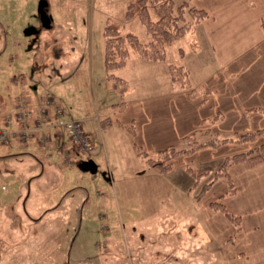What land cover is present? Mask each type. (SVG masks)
I'll use <instances>...</instances> for the list:
<instances>
[{"label": "rangeland", "instance_id": "rangeland-1", "mask_svg": "<svg viewBox=\"0 0 264 264\" xmlns=\"http://www.w3.org/2000/svg\"><path fill=\"white\" fill-rule=\"evenodd\" d=\"M40 1L0 0V99L20 93L12 80L23 75L29 93L55 96L74 119L92 117L83 129H95L94 149L88 164L73 153L85 162L75 166L55 155L50 161L35 148L26 154L16 143L10 150L0 144V264H138L125 259L133 254L131 245L153 235L159 223L161 233L171 232L168 223L189 214L202 185L189 197L179 174L141 175L147 167L128 139L118 140L105 128L107 117L114 119L118 92L104 71V27L119 24L141 43L150 37L137 17L124 20L125 0H45L48 28L38 12ZM149 12L155 21L152 6ZM30 28L36 33L27 34ZM190 39L168 48L167 70L169 64H181L178 46L187 49ZM215 167L210 163V171ZM146 245L140 257L151 263ZM195 249L187 245L186 264H214Z\"/></svg>", "mask_w": 264, "mask_h": 264}, {"label": "crops", "instance_id": "crops-1", "mask_svg": "<svg viewBox=\"0 0 264 264\" xmlns=\"http://www.w3.org/2000/svg\"><path fill=\"white\" fill-rule=\"evenodd\" d=\"M189 2L208 14L191 36L197 41L198 50L192 52L188 43L181 57V65L188 70L190 86L197 93L192 95L191 91L171 81L166 60L152 63L132 56L125 67L115 72L126 81V88L121 95L116 94L112 103L114 119L107 117L105 128L118 140L125 142L128 139L133 150L137 147L150 156L169 146L180 147L181 138L204 131L223 137L235 132L261 131L251 143L208 147L179 156L172 161L173 169L166 175L145 167L140 171L141 175L148 173L151 178L179 174V178H183L184 192H187L183 195L190 197L196 188L192 190L189 187L192 180L185 171L186 167L211 174L223 158L264 143V29L261 26L264 0ZM35 68H39L37 63ZM12 84L21 87V91L14 97L8 95L0 99L1 127L5 114L11 112L13 102L20 95L26 96L34 115L37 111L39 93H29L24 88L25 80L21 84L12 81ZM120 103H123L121 110L116 107ZM214 116L217 119L210 122ZM78 120L86 127L92 117ZM131 124L133 136L125 130ZM99 125L97 130L101 135L103 125ZM86 131L90 135L95 133L93 128ZM208 138L199 137L201 141ZM13 143L17 144L16 149L20 152L30 153L17 140L12 141L9 148H4L10 150ZM33 146L31 142L27 147L24 145L28 150ZM90 158H84L86 164ZM84 163L80 159L78 165ZM210 163H216L212 171ZM90 166L93 168L94 164ZM227 174L234 185L233 195L225 196L228 191L225 178L212 180L211 175L202 177L201 184L211 183L199 199L195 198L197 193L193 195L189 214H185L183 209L184 216L169 222L171 232L161 233V223L158 222L152 228L156 229L154 234L131 245L133 254L126 253L125 259L135 260L138 264H186L189 258L187 245L191 244L196 247L195 251H199L196 254L200 258L206 255L214 264L218 260L220 264H264V162L253 167L245 163L233 165ZM214 201H219L229 213L239 216V231L222 213L210 208ZM115 241V244H120L117 239ZM126 242H131V238ZM145 245L148 246L147 255L152 256L151 263L147 259L142 262L140 257ZM117 252L114 253L116 260L119 259Z\"/></svg>", "mask_w": 264, "mask_h": 264}, {"label": "trees", "instance_id": "trees-1", "mask_svg": "<svg viewBox=\"0 0 264 264\" xmlns=\"http://www.w3.org/2000/svg\"><path fill=\"white\" fill-rule=\"evenodd\" d=\"M149 6L153 7L157 15V19L152 21L150 18ZM208 14L204 10L195 8L190 4L189 0H183L181 4L176 5L172 0H125L124 20H130L137 17L144 26L147 35L150 37L148 43H141L137 36L120 30V25L116 23H108L104 27V71L106 80L114 84L121 95L126 88V81L115 74L116 71L125 67L132 56L144 61L157 63L163 62L167 58V50L172 45L183 40L188 35H193L196 26L207 18ZM264 29V21L261 23ZM189 48L192 52H196L199 48L197 41L191 37L189 40ZM178 55L181 58L185 49L179 47ZM168 74L171 81L180 88L186 89L195 95V92L189 82L188 70L183 65L169 64ZM22 95L18 96L21 97ZM27 100V98H26ZM28 102V101H27ZM29 103V102H28ZM123 103L116 105L119 110L122 109ZM6 115V114H5ZM217 116L211 118L210 122H214ZM126 132L131 136L134 134L133 125L125 128ZM261 131L235 132L230 136L223 137L218 134H211L210 131L200 132L198 135L193 134L188 137L181 138L179 146H169L158 152L155 156H150L139 148L135 147V155L145 162L149 170L159 174L166 175L172 171V161L183 155L192 154L198 150L212 147H220L226 144H245L251 143ZM209 137L205 141H201L199 137ZM264 162V143L256 146L248 151L236 153L227 156L221 160L216 169L209 172H196L191 167H186L185 171L190 176L192 183L190 189H195L200 183L202 177L211 175V179L225 178L227 180L228 191L225 196L234 194V185L228 177L227 170L229 167L241 163H245L250 167L256 166ZM75 164V166H77ZM211 182L204 183L200 186L195 198L199 199L209 188ZM213 211L222 213L235 227L240 230V218L237 215L229 213L225 206L219 201L210 203Z\"/></svg>", "mask_w": 264, "mask_h": 264}, {"label": "built area", "instance_id": "built-area-1", "mask_svg": "<svg viewBox=\"0 0 264 264\" xmlns=\"http://www.w3.org/2000/svg\"><path fill=\"white\" fill-rule=\"evenodd\" d=\"M13 139L26 147L28 143H33L37 149L46 152V158L55 155L63 163L67 161L71 164L76 162L73 153L86 156L94 148L81 121L69 117L51 94L41 97L35 115L24 96L16 98L13 114L6 115L5 127L0 128L1 144L9 146Z\"/></svg>", "mask_w": 264, "mask_h": 264}, {"label": "water", "instance_id": "water-1", "mask_svg": "<svg viewBox=\"0 0 264 264\" xmlns=\"http://www.w3.org/2000/svg\"><path fill=\"white\" fill-rule=\"evenodd\" d=\"M47 7H48V3L45 0H41L39 3L38 12L41 16L43 26L48 28V27H50L51 18L47 14ZM26 33L27 34H33V33H35V30L33 28H30V29L26 30Z\"/></svg>", "mask_w": 264, "mask_h": 264}]
</instances>
